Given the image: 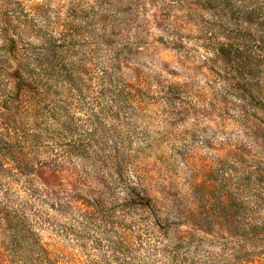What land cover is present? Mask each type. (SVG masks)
<instances>
[{
    "label": "rangeland",
    "instance_id": "rangeland-1",
    "mask_svg": "<svg viewBox=\"0 0 264 264\" xmlns=\"http://www.w3.org/2000/svg\"><path fill=\"white\" fill-rule=\"evenodd\" d=\"M4 28L49 92L0 203L59 264H264V102L209 70L224 41L264 53V0H0Z\"/></svg>",
    "mask_w": 264,
    "mask_h": 264
},
{
    "label": "trees",
    "instance_id": "trees-1",
    "mask_svg": "<svg viewBox=\"0 0 264 264\" xmlns=\"http://www.w3.org/2000/svg\"><path fill=\"white\" fill-rule=\"evenodd\" d=\"M1 34L0 160L8 159L27 174L33 157L25 150L24 143L30 141L31 134L19 125H25V117L38 108L36 99L40 94L49 92L45 86L49 80L45 77L46 69L37 59L39 53L25 54V48L18 47L16 40L8 37L5 28ZM210 54L209 70L213 77L224 84L226 93L247 98L251 107L253 101L264 102V53L224 41L213 48ZM259 64H262L261 67H257ZM94 208L102 212L99 205ZM29 228L21 213L8 210L0 203V264H59L64 258L63 253L55 255L49 249L51 244L43 242ZM61 230L66 234L72 231L64 225Z\"/></svg>",
    "mask_w": 264,
    "mask_h": 264
},
{
    "label": "clouds",
    "instance_id": "clouds-1",
    "mask_svg": "<svg viewBox=\"0 0 264 264\" xmlns=\"http://www.w3.org/2000/svg\"><path fill=\"white\" fill-rule=\"evenodd\" d=\"M121 195H124V193H123V192H121Z\"/></svg>",
    "mask_w": 264,
    "mask_h": 264
}]
</instances>
